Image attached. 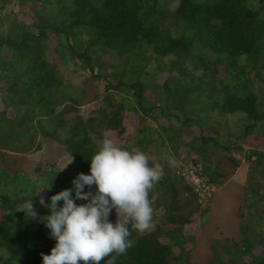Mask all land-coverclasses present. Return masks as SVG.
<instances>
[{
	"label": "trees",
	"instance_id": "16d2710c",
	"mask_svg": "<svg viewBox=\"0 0 264 264\" xmlns=\"http://www.w3.org/2000/svg\"><path fill=\"white\" fill-rule=\"evenodd\" d=\"M146 1L0 0V99L4 103V108L0 110V151L38 150L40 145L36 139L42 135L62 145L71 157L60 170L37 169L35 181L23 175L22 187L16 184L18 175L0 167V178L6 171L10 180L6 178V184L0 181V264H43L41 253L50 255L56 241L49 238L50 230L41 220L50 215V211L40 205L36 192L43 193L45 204H50L53 195L73 189L75 203L78 206L86 204L88 201L75 198L72 181L80 173L90 174V160L105 138L112 139L117 146L129 151L139 148L148 152L150 160H154L153 164L160 165L164 173L149 194L154 209V230L144 234L133 231L130 236L133 246L119 256L115 264H179L182 251L175 240L182 235L183 227L191 223L192 214L199 209L198 205L192 207L193 202L200 200L198 192L186 183L185 177L188 170H192L196 176L205 179L210 188L215 186L220 173L210 166L214 150L221 157H226L235 168L240 162L234 159L231 150L243 153L250 172V185L247 184L246 192L249 186L252 188L262 183L264 152L236 146L239 140L254 133L250 132L251 122L260 119L254 93L242 95L237 90L228 91L226 88L224 99L211 104L220 117L240 114L237 122L241 128L229 133V139H234L231 144L221 142L219 135H205L202 129L188 134L177 130L179 148L174 152L175 161L168 160L163 154L152 156L150 148L154 134L150 133V126L145 121V117H150L151 109L145 104L143 82L127 83L123 73L104 77L105 70L111 65L99 64L98 73H94L91 53L98 51L99 47L122 58L141 49L143 44L150 56H173L172 67L175 69L181 68L180 62L185 63L190 48L184 38L174 37L168 27L144 25L140 21L139 14ZM255 1L180 0L167 19L184 21L196 42L214 54L227 56L231 68L240 64L242 57L249 56L250 59L255 50L264 46V5L254 4ZM15 2L29 9V20L19 18L12 9L7 11ZM52 36L61 40L57 51H61L63 64L87 70L95 79L106 78L108 94L92 116L84 118L78 112L80 95H69L68 82L63 79L58 66L50 61L46 43ZM224 59L218 58L216 64L225 62ZM217 72L218 69L214 74L217 75ZM119 93L130 95L128 98ZM132 115L137 116L136 125L128 122ZM173 160L175 164L171 163ZM89 190L86 186L84 191ZM91 191L95 192V186ZM180 191L188 194L189 201H180ZM208 195L207 192L205 199ZM248 198L249 193L245 199ZM29 200H33L39 213V218L35 220L26 219L23 212H18L20 205ZM157 208L172 228L163 230L157 226ZM239 217L243 219L244 214L239 212ZM109 219L115 223L117 217L111 213ZM241 221V240H245L248 235L245 228L250 229L249 222ZM162 238L168 239L169 243ZM263 238L262 234L249 239L254 243L245 244L242 248L237 244L239 253L231 256L226 264H264V247L256 246ZM174 247L179 249L178 253ZM216 255L219 256L215 253L206 264H219L220 257ZM101 264H107V260Z\"/></svg>",
	"mask_w": 264,
	"mask_h": 264
},
{
	"label": "rangeland",
	"instance_id": "374dc122",
	"mask_svg": "<svg viewBox=\"0 0 264 264\" xmlns=\"http://www.w3.org/2000/svg\"><path fill=\"white\" fill-rule=\"evenodd\" d=\"M179 1L148 0L139 14V19L144 25L168 27L175 35L174 37L184 38L187 41L190 52L185 63L180 62L181 68L172 67L173 56L166 58L150 56L147 46L142 44L141 49L138 48L132 54H127L122 58L104 47L97 48L98 51L91 53L92 64L95 66L94 73H98L96 69L99 64L111 65L108 70H105L104 77L123 73L127 83L136 80L143 82L146 89L145 104L151 109L150 117H145V121L150 126V133L154 134L153 145L150 148L153 157L163 154L168 160L177 161L174 154L179 148L177 130L188 134L196 131L195 129H202L205 135L213 137L219 135L221 142L231 144L234 139H229V133L241 128L237 122L241 117L240 114L220 117L218 111L211 105L214 101L224 99L226 88L228 91L237 90L242 95L248 92L256 95L260 119L258 122H251L250 132L254 133L239 140L236 146L243 150L257 149L264 152V46L255 50L250 59H248L249 56H244L240 64L229 68L228 57L214 54L201 47L196 42L193 32L186 28L184 21L167 19ZM253 3L264 5V0H257ZM10 9L19 18L29 20L27 7H20L15 2L7 8V11ZM83 37L88 38L84 35ZM60 42L61 40L56 36L48 39L46 46L51 57L50 61L58 66L63 79L68 82L69 95H80L82 98H79L78 112L84 118L92 116L94 111L102 106L103 97L108 94L106 78L95 79L87 70L76 65L63 64L60 60L61 51L59 53L57 51L60 48ZM218 58L220 60L225 58V62L217 65ZM217 69L216 75L214 73ZM119 94L128 98L130 95ZM3 108L4 103L0 99V110ZM8 115H11L10 111ZM70 116L71 114L67 117ZM128 122L130 125H136L137 116L132 115ZM36 142L40 145L38 150L0 151V167L8 173L14 172L18 175L16 184L21 187L24 183L23 175L35 181L37 169L60 170L71 160L64 147L52 139L39 135ZM181 150L183 151V148ZM231 153L234 159L240 162L237 168L226 157L218 155V151L214 150L211 156L210 166L215 167L220 173V179L211 188L205 184V189L198 192L200 200L192 204V207L198 205L199 209L192 214L191 223L183 227L182 235L175 240L180 244L179 248L182 251L179 264H206L213 259L215 253L219 254V256L216 255L220 257L219 264H226L231 256L239 253L240 249L237 244H240L242 248L245 244L254 243L249 239L264 235V178L260 185L252 188L249 186L246 192V187L250 185L248 163L243 158L242 152L241 154L236 150H231ZM146 154L149 156L148 152ZM6 171L0 178L3 184H6L7 179L9 180ZM185 178L188 185L195 186L193 176H188L187 173ZM207 192L209 195L205 199ZM248 193L249 198L246 200ZM36 194L40 199L44 197L43 193L36 192ZM179 199L189 201L188 194L180 191ZM158 208L157 226L163 230L172 228ZM239 212L244 214L243 219L239 217ZM112 214L116 215L115 210ZM241 220L249 222L250 229L245 228V231H248L245 240H241L243 237L240 228ZM162 240L168 241L166 238ZM257 244V247H264V238ZM174 251L178 253L179 249L174 247ZM1 255L2 250L0 249Z\"/></svg>",
	"mask_w": 264,
	"mask_h": 264
},
{
	"label": "clouds",
	"instance_id": "9594fccd",
	"mask_svg": "<svg viewBox=\"0 0 264 264\" xmlns=\"http://www.w3.org/2000/svg\"><path fill=\"white\" fill-rule=\"evenodd\" d=\"M163 174V168L139 148L129 151L112 139H103L90 160V174L80 173L72 181L75 198L88 201L86 204L75 203L73 189L53 195L50 204L43 197L39 200L50 211L41 220L50 230L49 238L56 241L50 255L41 253L43 264H101L105 259L107 264H115L133 246V231L154 230L149 194ZM113 210L115 223L109 219ZM18 212L26 219L39 218L33 200L20 205Z\"/></svg>",
	"mask_w": 264,
	"mask_h": 264
},
{
	"label": "built area",
	"instance_id": "2783aa9c",
	"mask_svg": "<svg viewBox=\"0 0 264 264\" xmlns=\"http://www.w3.org/2000/svg\"><path fill=\"white\" fill-rule=\"evenodd\" d=\"M188 176H193V182H194V185H195V186H193V188H194L197 192H199L200 190L205 189V184H206V186H207V182H206V180H205V179H202V178H200V177H198V176H196V175L192 172V170H188Z\"/></svg>",
	"mask_w": 264,
	"mask_h": 264
}]
</instances>
